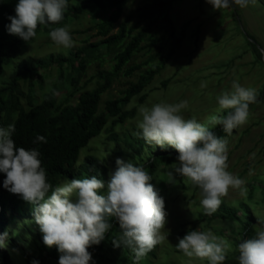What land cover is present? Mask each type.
<instances>
[{
  "label": "rangeland",
  "instance_id": "obj_1",
  "mask_svg": "<svg viewBox=\"0 0 264 264\" xmlns=\"http://www.w3.org/2000/svg\"><path fill=\"white\" fill-rule=\"evenodd\" d=\"M89 1L72 0L63 4L61 0H54L48 5L39 1L30 7L16 27L27 32L40 26L39 32L26 37L16 58L3 65L0 86L9 82L15 72L26 67L36 68L45 81L43 89L39 85L35 87L36 102L40 103L54 87L59 89V102L64 101V90L69 91L70 76H67V81L59 80L60 65L65 59L74 57L77 51L90 44H100L104 39L97 28L101 17L93 16L91 5L84 14L74 16V10L81 4H89ZM150 1L130 0L120 22ZM42 13L46 18H42ZM66 14L67 21L55 33L43 23L45 19L56 20V17ZM171 16L179 32L186 28V38L166 68L143 92L146 94L145 102L139 104L138 98H134L127 107L137 108L135 119L116 131L119 135L137 131L148 135L152 128H158L167 145L159 146V141L153 145V153L176 148V141L167 139V131L174 127L187 131L184 144L191 145L200 139L206 128L222 118L223 111L237 100V95L252 93L256 97L264 87V0H180ZM116 32L114 30L112 34ZM102 53L104 61L93 62L86 68L79 88L85 83L84 89L95 88L97 72L111 69L114 53L108 54L105 48H102ZM52 58L55 60L50 64L42 65ZM147 58L139 55L136 61L140 63ZM147 68L143 67L142 71ZM64 70L70 72L66 66ZM139 75L140 72L131 78L121 75L115 80L102 98L101 110L107 100L119 97L138 80ZM19 89L28 93L29 87L24 80L19 81ZM260 103L249 109L248 119L238 127L239 131L230 138L231 141L224 139L217 144V161L211 170L197 171L193 181L188 176L183 177L185 182L182 186L162 197L163 214L153 225L155 236L150 239L159 247L156 259L149 258L150 264H240L239 232L247 224L246 215L260 222L255 225L264 244V101ZM23 105L28 107L26 101ZM244 129L247 130L245 134ZM121 137L116 143L103 132L81 150V161L89 154L108 159L106 187L97 188L94 193L99 213L108 200L117 206L122 193L127 190L124 172L134 160L128 155ZM174 165L166 177L194 170L179 161ZM60 192L63 199L46 204L42 209L43 218H20L3 236L0 235L3 264H33L39 257L48 256L50 253L45 250L54 244L60 256H54L53 264H77V259L64 261L62 243L72 239L59 242L61 233L58 226L64 218L67 232L77 234L79 225L85 224L86 233L91 235V210L89 203L78 195L69 181H62ZM126 200L123 205L128 204ZM223 204L235 208L241 221H209L212 214L220 213ZM133 220L130 215L124 222ZM183 232L191 234L189 242L182 236ZM89 261V264H94L91 259Z\"/></svg>",
  "mask_w": 264,
  "mask_h": 264
},
{
  "label": "trees",
  "instance_id": "obj_2",
  "mask_svg": "<svg viewBox=\"0 0 264 264\" xmlns=\"http://www.w3.org/2000/svg\"><path fill=\"white\" fill-rule=\"evenodd\" d=\"M39 1L48 5L54 0H0V76L4 72L3 65L16 58L25 38L39 32L40 26L32 27L27 32L16 27L23 14ZM70 1L61 0L63 4ZM129 1L90 0L89 4H81L74 10L77 17L91 5L93 16L101 17L97 28L104 39L100 44H90L77 51L74 57L65 59L60 65L62 71L59 80L67 81V76H70L69 91L64 90V101L59 102L60 92L54 87L40 103L36 102L35 87L39 85L43 89L45 84L44 77L37 73L36 68L26 67L17 71L9 82L0 86V235L3 236L20 218H43L42 209L46 204L63 199L60 186L62 181L67 180L78 195L89 203V226L93 231L88 235L86 225L80 224L77 234L67 232V224L61 218L58 228L63 235L60 234L59 242L72 239L62 243L61 252L66 262L77 259V264H89L91 259L94 264H150L149 258L156 259L159 247L150 239L155 236L153 225L163 214L162 197L182 186L185 182L183 177L188 176L193 181L197 171L211 170L217 161V144L224 139L231 141L230 138L248 119L249 109L264 101V87L256 97L252 93L237 95V100L223 111L222 118L216 124L213 122L212 127L201 133L199 140L188 146L184 144L186 130L178 127L169 129L167 139L176 141L177 145L175 149L163 152L152 151L153 145L159 141V146L167 145L156 127L148 135L140 131L119 135L117 129L135 119L138 113L136 107H127L134 98H138L139 104L145 102L146 94L143 92L181 48L187 32L185 27L179 32L171 16L180 0H152L120 22ZM41 16L46 18L44 13ZM67 16L51 21L45 19L43 23L55 33L67 21ZM114 30L117 32L112 34ZM102 48L108 54L114 53L111 69L97 72L98 84L95 88L84 89L87 83L79 88L86 68L93 62L104 61ZM139 55L148 58L138 63ZM54 60L52 58L42 65ZM65 66L70 72L64 70ZM143 67L149 68L142 71ZM136 72H140L138 80L119 97L107 100L101 110L102 98L110 91L114 81L121 75L131 78ZM21 80L29 87L27 94L19 89ZM24 101L28 107L23 105ZM249 104L252 106L249 107ZM246 131L244 129L243 134ZM103 132L116 143L123 136L122 144L134 163L125 169L127 190L119 198V204L113 206L108 200L102 213H99L94 193L97 188L106 187L108 159L89 154L81 161L80 155L81 150ZM143 152H146L145 156ZM177 161L194 170L166 177ZM124 200L128 204L123 205ZM220 209V213L212 214L209 221H241L235 208L223 204ZM130 215L134 220L124 222ZM245 217L247 224L239 232L240 264H264V244L255 225L259 221L249 215ZM190 235L189 232L182 233L187 242ZM46 251L50 254L39 257L33 264H53L59 249L54 244ZM0 264H3L1 258Z\"/></svg>",
  "mask_w": 264,
  "mask_h": 264
}]
</instances>
